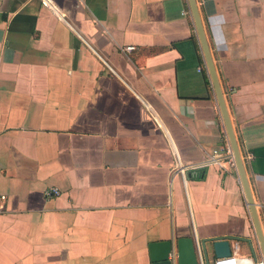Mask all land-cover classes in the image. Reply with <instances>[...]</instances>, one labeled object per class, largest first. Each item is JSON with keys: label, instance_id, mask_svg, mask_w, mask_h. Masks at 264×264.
<instances>
[{"label": "crops", "instance_id": "crops-1", "mask_svg": "<svg viewBox=\"0 0 264 264\" xmlns=\"http://www.w3.org/2000/svg\"><path fill=\"white\" fill-rule=\"evenodd\" d=\"M196 3L264 234V0ZM229 146L189 0H0V264L261 257Z\"/></svg>", "mask_w": 264, "mask_h": 264}, {"label": "water", "instance_id": "water-1", "mask_svg": "<svg viewBox=\"0 0 264 264\" xmlns=\"http://www.w3.org/2000/svg\"><path fill=\"white\" fill-rule=\"evenodd\" d=\"M189 3H190L192 14L195 20L196 28L199 34L204 56L207 62L211 82L215 89L218 104H219L222 116L224 118V123H225L226 131H227V134L230 140L234 159H235V162H236L239 174H240V178H241V181H242L245 193H246L248 205L252 212V216H253V220H254V224L256 227L257 236H258V241H259L260 248L262 251V256L264 258V234L262 231V227L260 225V221L258 219L256 207H255L254 200L252 198V194L250 191V186L248 184V180L246 177L243 159L240 153L238 142L236 140L234 129L232 127V122H231L228 108L226 105L225 97H224V94H223V91L220 85L218 74L216 72V67H215V64L212 58V54H211L208 40H207L205 31H204L202 20L200 18V13L198 10L196 0H189ZM231 239L232 237H227V236L213 237L209 239H203L201 241V244L200 243L196 244V242L194 241L192 237L179 238L175 242L172 239L168 241L152 242L150 243V246H149L151 261H152V264H174L175 260H177L178 264H197V246L200 245L204 251V255L209 264L210 260H209L208 245L210 244L213 255L215 257H230L233 254L232 245L230 242Z\"/></svg>", "mask_w": 264, "mask_h": 264}, {"label": "built area", "instance_id": "built-area-1", "mask_svg": "<svg viewBox=\"0 0 264 264\" xmlns=\"http://www.w3.org/2000/svg\"><path fill=\"white\" fill-rule=\"evenodd\" d=\"M185 14H191V11L186 10ZM134 48H135L134 46H128L127 47L128 50H132ZM228 155H229V162L233 166H236L233 151H232V148L230 146L228 147ZM178 168L180 169V171H183V165H181L180 162L178 164ZM53 192L56 195H58L60 193L59 189H50L47 191V194L52 195ZM203 258H204L203 254L201 253V264H206L205 260ZM210 264H264V258H263V256H261V257L250 258V259L244 261L241 258L234 256L232 254V256H230V257H215L212 261H210Z\"/></svg>", "mask_w": 264, "mask_h": 264}]
</instances>
